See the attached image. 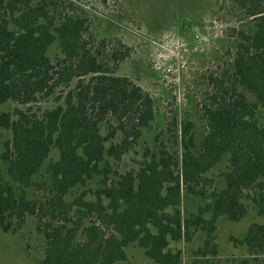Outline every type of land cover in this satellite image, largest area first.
<instances>
[{
  "label": "trees",
  "instance_id": "obj_1",
  "mask_svg": "<svg viewBox=\"0 0 264 264\" xmlns=\"http://www.w3.org/2000/svg\"><path fill=\"white\" fill-rule=\"evenodd\" d=\"M34 1L0 0V106L8 101L31 105L57 92L64 103L41 115L18 107L0 114V128L13 133L2 155L8 178L0 168L5 232L38 216L47 239L41 264H115L127 260L132 243L159 264H181L182 250L172 248V242L190 241L202 229L207 237L198 254L216 255V222L221 216L241 220L249 209L244 199L264 215V126L257 118L258 108H264V0H237L256 30L239 32L232 84L222 81L205 104L208 131L200 142L188 137L189 123L182 127L180 154L148 148L139 169L125 173L114 170L115 163L156 115L151 94L116 74L130 47L110 52L102 40L97 48L86 35L87 18L57 17L46 0ZM55 43L62 56L53 60L49 49ZM247 91L255 96L252 102ZM119 132L121 140L108 145ZM53 148L59 157L46 168L50 180L40 183L35 176ZM223 159L228 169L222 172L225 187L218 190L206 174ZM97 176L101 184L94 200H87L85 192L67 200ZM38 185L49 190L47 200L28 197L27 189ZM185 194L205 200L189 216L181 208ZM80 232L84 240H78ZM236 241L253 256L240 264H264V223H253Z\"/></svg>",
  "mask_w": 264,
  "mask_h": 264
},
{
  "label": "rangeland",
  "instance_id": "obj_2",
  "mask_svg": "<svg viewBox=\"0 0 264 264\" xmlns=\"http://www.w3.org/2000/svg\"><path fill=\"white\" fill-rule=\"evenodd\" d=\"M47 7L57 17L66 14L87 18V37L97 48L102 40L110 52L131 49L130 57L119 66L117 75L128 76L148 91L155 100V119L152 125L143 128V136L128 151L123 159L115 163L114 170L125 173L139 169L147 149H167L177 155L182 151V127L191 124L187 135L194 136L197 143L208 131V119L204 107L212 101L211 95L219 92L221 82L231 86L233 60L240 43L239 32H255L252 17L246 13L237 0H46ZM37 1L35 0L34 3ZM53 60L62 56L59 43L49 49ZM75 82L71 87H74ZM240 91H244L243 87ZM251 102L254 94L246 92ZM59 92L41 98L31 105L8 101L0 106V114L15 108H28L39 115L44 110L63 104ZM257 118L264 126V108L257 110ZM109 131L102 124V132ZM10 129L0 128V168L8 178V163L2 155L6 141L11 139ZM122 134L108 142H119ZM59 157V150L53 148L42 170L35 176L40 183L50 180L46 168L51 160ZM228 169L223 159L206 175L212 178L213 188L225 187L222 172ZM101 177L90 180L86 186L76 187L66 198L72 202L83 192L87 200L95 199V191L101 184ZM49 190L34 186L27 189L28 197L47 200ZM248 213L239 221L221 216L216 224V255L201 257L198 249L204 244L207 232L195 231L190 241L172 242L171 247L182 250L181 264H240L244 258L252 259L246 244L237 242L243 238L253 223H264L258 207L248 199ZM205 200L185 194L181 208L185 216L196 213ZM75 212H71L73 215ZM92 218H95L92 215ZM90 219H85L89 224ZM39 218L30 215L22 227L15 232H5L0 227V264H41L45 257L47 239L39 228ZM107 232L112 231L106 230ZM78 240H84L82 232ZM127 260L115 264H159L149 258L138 243L126 247Z\"/></svg>",
  "mask_w": 264,
  "mask_h": 264
}]
</instances>
